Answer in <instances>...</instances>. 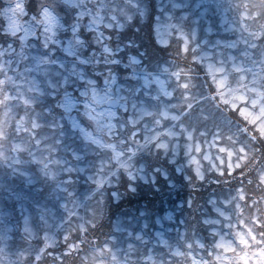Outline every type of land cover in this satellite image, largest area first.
I'll return each mask as SVG.
<instances>
[{
    "label": "snow or ice",
    "instance_id": "1",
    "mask_svg": "<svg viewBox=\"0 0 264 264\" xmlns=\"http://www.w3.org/2000/svg\"><path fill=\"white\" fill-rule=\"evenodd\" d=\"M128 2L130 7L143 15L136 0ZM228 10L234 12V17L227 21V30L239 33V36L223 46L236 49L239 55L229 53L226 59L221 58L215 63H207L205 71L215 91L210 90L209 94L203 92L193 94L190 77L184 69L177 67L170 70L165 67L162 72L167 74L169 79L176 80L175 88L169 91L165 86V80L159 75L143 71L140 68L141 61L137 57L129 56L127 67L131 71L128 78L136 81L137 94L140 91L149 94L145 90L153 84L157 88V95L152 97L154 100H159L161 94L163 97L174 99L175 91L177 89L182 91L179 103H168L166 107L155 111L144 104L132 103L133 114L124 120L119 113L121 110L128 113L129 97L120 89L117 75L106 67V75L105 72L97 73L103 76V87H98L96 80L91 78L82 66L98 67L101 64V56L94 54L85 58L78 53L85 45V41L81 39V30L84 29L92 33L95 44L102 48L103 64L105 66L119 64L120 61L115 58L113 49L105 43L110 38L105 36L101 28H122L120 16L127 15L124 9H116L106 0H98L95 12L84 9L78 14L71 25V38L63 44L60 41H52L57 26L56 17L51 14L45 15L43 20L49 35L42 42L44 51L33 52L28 44L32 39L38 38L32 29V19L35 17L25 0H6L4 7L0 8V19L3 20L0 25L6 30L2 34L20 38L18 49L11 46L0 47V164L6 165L14 172H22L19 167L22 163L21 156L27 153L29 161L37 166L40 174L53 182L57 190L64 194L60 207L65 215L56 227L63 233L65 257L73 252L79 255L84 251L82 246L87 244L90 250L85 252L80 264H130L128 257L131 251L129 246V252L124 253L125 259L121 261L110 240L106 239L101 245L88 239L91 229L102 215L103 200L96 197L102 196L104 185L110 184L116 173L109 170V174L105 175L104 161H99L98 174L88 176V180L95 185L92 196L95 208H90L73 198L69 185L72 183V174L78 169L69 160L58 155L63 145L65 120L72 131L79 134L86 146L110 151L112 159L125 171H129V168L123 159L122 151L117 149L115 143H106L104 133L108 137L115 133L119 143L128 149L129 155L147 147L167 149L168 145L160 143L161 136L177 138V141L183 137L189 142L184 145L188 163L195 166V177L203 180L205 177L199 160L191 153L194 149L196 153L203 155L205 161H210V156L208 152L203 151L199 142L190 143L194 139V134L199 132L200 136L205 137L206 147L217 148L219 153L226 154L230 175L234 168L240 169L243 174L244 170L252 165L256 174L254 177L249 175L248 183L255 182L257 187L264 186V22H261V17H264V0H237L235 3L229 0ZM117 11L120 12L119 16L116 14ZM161 27L162 25H159L156 30L159 44L169 45V40L163 37L174 35L181 42L179 51H188L190 37L180 25L165 23L163 33ZM191 39H195L194 33ZM49 41L60 44L65 56L72 58L70 65L55 58L54 53L49 50ZM240 44H243V48H239ZM192 51L195 53L196 49L193 48ZM193 60L203 62L204 57L193 55ZM73 85L76 87L72 88ZM46 100L48 106L38 110L37 105ZM205 106L214 109L211 116ZM169 108H179V112H169ZM196 108H200V117L203 120L207 121L210 118L213 120L214 131L200 130L185 124V121L192 119ZM74 112L79 115H72ZM81 116L95 127V131L81 122ZM232 117L239 119L234 123ZM164 121L175 123L165 125ZM44 127L49 128L54 135L52 137L41 135L39 130ZM189 127L192 130H189ZM208 135L212 137L211 142L207 140ZM49 139L53 142L47 143ZM178 146V142L172 146L173 154ZM70 157L73 161L81 159L80 154L74 150L70 152ZM233 158L235 163L232 162ZM217 159L223 162L221 156L218 155ZM212 166L216 167L214 164ZM133 175L129 171L130 180L133 179ZM236 191V196L225 201L229 206L235 203L237 218L235 223L224 211L215 209L226 221L224 227L230 230V235L234 239H226V234L213 229V237H219L212 246L216 251L208 250V255L213 257V260L193 258L191 264H264V210L259 207L260 204H264V194L260 200H251L249 207L251 198L246 196L245 189L241 186ZM261 192L264 193V188H261ZM239 201H244V204L241 205ZM209 202L215 208V202ZM69 203L72 207H69ZM80 207L87 209V215H81L76 211ZM244 208H248L247 214L244 213ZM37 212L40 221L47 225L48 210L37 206ZM204 223L219 224L220 221L206 219ZM21 230L26 240L30 241L34 237L29 215L23 216ZM74 232L78 233L76 237L72 236ZM3 238V234H0V240ZM160 243L167 246L164 240ZM56 244L55 235L46 231L43 235V246L38 251L29 253L22 250L19 256L29 264H40L46 250ZM196 247L204 248L205 245L198 241ZM187 248L189 252L175 249L171 250V254L191 255L193 245L188 243ZM221 249L223 253L230 252L233 255L225 256L219 251ZM55 261L65 264L64 258L60 255L54 257L53 264ZM149 261L156 264L151 254L145 258V264ZM0 264H3L2 260ZM160 264H163V261Z\"/></svg>",
    "mask_w": 264,
    "mask_h": 264
},
{
    "label": "trees",
    "instance_id": "2",
    "mask_svg": "<svg viewBox=\"0 0 264 264\" xmlns=\"http://www.w3.org/2000/svg\"><path fill=\"white\" fill-rule=\"evenodd\" d=\"M171 1L172 0H137L139 8H143V15L141 16L139 11L136 10L130 22L125 23L120 29H112L107 32V36L110 39L106 40L105 43L113 49L115 58L120 61L119 64L105 66L102 62V48L95 44L92 36H82L85 45L81 49V57L86 58L94 54L101 56V64L98 67L94 65L82 66L83 70L96 80L97 85H99L100 79L103 78L102 75H98L97 73L105 72L106 75V67L110 68L117 75L118 83L125 82V79L131 71V69L126 66L129 52L136 55L138 59L142 61V64L149 63L151 67L155 69V65L153 66V64L159 52L162 55L170 45L160 47L156 44L153 33L154 22L157 23V17H163V12L168 11ZM158 5H162L163 9H157ZM155 17L157 22L155 21ZM120 18L123 17L121 16ZM2 40L3 43H6L9 37L0 34V42ZM145 69L148 70L149 68ZM184 70L188 73L189 77H194L195 75L192 81H194L197 86L191 87V92L193 94L200 92L208 94V88L207 91H205L203 82L201 81L203 77L201 66L199 67L197 63H189ZM173 82L174 78L170 79V84ZM133 87H135V85ZM177 91L178 90H176L175 93ZM205 107L208 112L211 113V108ZM197 109L199 110V108L195 109L192 119L190 121H185L186 125H191L194 122ZM172 110L179 112V108ZM232 119L234 123L238 120L236 117H232ZM241 123L243 122L241 121ZM182 159L181 154L180 157L170 161L168 155L163 156L160 152H153L152 147H147L138 151L137 155L133 158V164L137 172L141 171L145 175V178L136 175L135 179L129 180L122 172H117L113 181L108 185H104L102 196L96 197V199L102 198L103 200L102 215L96 222L95 227L91 229L88 239L94 240L102 245L108 238L110 232H113V223H115L117 217H122L125 221L128 219L135 221L136 226L133 227V229L142 232L143 228L140 229L141 218L153 221L155 217L160 216L161 220L164 221L167 218L165 214L177 208L178 211L173 213L175 222H181V224L178 225L185 230V239L192 245L193 240L197 239L205 245L203 249H205L206 246L208 249H211L217 236L214 238L212 231H210L212 225L204 223L203 221V217L205 216L204 212L207 214L209 213V206L205 205L208 197L210 195L229 196L236 193V190L241 186L245 189L246 196L251 198L250 201L260 200L261 195L264 194L261 192V188L263 187H257L255 182L252 184L248 183L249 175L254 177L256 174L252 165L249 166V169H245L243 174L240 169L234 168L231 175L223 171V175L219 176L220 179L215 180L212 175H208L207 177L204 176L206 179L204 178L200 181L197 180L195 176L189 178L183 177L185 173H188L189 169L183 167L184 162ZM140 164H142V168L138 169V166H141ZM160 170L165 172V177L158 175L157 172ZM179 170H182V173L179 172ZM151 174H154V178L151 177ZM210 176H212L213 180L207 179ZM241 181H243L242 185ZM50 182L51 181L47 180L48 185ZM80 183L82 184L81 180ZM48 185L42 187L43 192L47 191V193H49ZM89 186L92 188L94 185ZM80 200H83V196H80ZM178 203H181V205H176ZM240 203L243 205L244 201H240ZM95 207L96 204L94 205V208ZM249 207H251L250 202ZM243 211L247 214L248 208H244ZM64 215L65 212L62 211L61 218H63ZM231 216H235L237 220L235 212L232 213ZM35 219H37V217H35ZM152 226L153 228L155 227V225ZM45 230L47 231L48 228ZM221 230L226 233L227 236L230 235L229 229L224 228ZM49 232L52 233V231ZM72 235H78V233L74 232ZM174 235L175 231L171 234L170 238ZM129 239L134 241L137 247L135 254L145 257L147 243L138 241L132 237L128 238V241ZM175 241H177V238L172 237L168 241L167 246L160 245V247L156 249L157 258L163 256L162 254H164V256L168 255ZM19 242H22L24 245L25 240ZM82 247L84 251H82L81 254L90 249L87 244ZM183 250H185V248ZM192 252L194 254L196 253L194 247ZM187 259L188 257H184L183 260ZM176 261L179 264H181L180 262L185 264V262L178 259H176Z\"/></svg>",
    "mask_w": 264,
    "mask_h": 264
},
{
    "label": "rangeland",
    "instance_id": "3",
    "mask_svg": "<svg viewBox=\"0 0 264 264\" xmlns=\"http://www.w3.org/2000/svg\"><path fill=\"white\" fill-rule=\"evenodd\" d=\"M233 3L237 2V0H232ZM228 5H229V0H174L172 2V7L171 9L176 12H179V19L173 24H178L181 26V28L189 34L190 40H189V48L187 52H180L179 51V46H180V41L176 39V37L173 35L171 37L164 36V39H168L169 42L172 41L174 44L175 51H177V54L180 56H186L188 58L187 61L190 63H197V65L203 70L204 73V78L207 82V85L211 88V91H215L214 85L212 84L211 79L207 76L205 68L207 63L213 62L215 63L219 59L223 58L226 59L227 55L229 53L234 54V55H239L238 51L236 49H229L225 48L223 44H225L228 41H233L236 40L237 37L239 36V33H235L232 31L227 30L226 23L227 21H231L234 17V12L232 10H228ZM159 10L161 9L160 7L158 8ZM140 10L143 11V8H140ZM164 20L165 23H170L172 21L167 20L168 16L164 15ZM189 22H188V21ZM123 21V18H120V22ZM107 22V21H105ZM160 24V23H155L154 27V35L157 40V27L159 25H162L161 27V32L163 33L165 29L163 28V25L165 24ZM188 24L189 27L186 25ZM186 25V26H185ZM120 29V28H119ZM109 30V29H108ZM112 29H110L111 31ZM195 34V39H191V35ZM158 41V40H157ZM161 45V44H160ZM178 45V49H177ZM165 46V45H161ZM195 48L196 52L193 53L192 49ZM239 48H243V44L239 45ZM176 55V54H175ZM193 55L199 56V57H204L203 62L201 61H194L193 60ZM151 63V62H150ZM168 67L171 70H175L177 67L172 63V62H166L162 63L160 65V68L155 71L154 68L151 67V65L148 64H140V68L143 71H146L151 74H156L159 75L161 79L166 81L165 86L167 87L169 79L167 78L166 74H161L162 69ZM145 68H149L146 70ZM181 68V67H180ZM234 82V81H233ZM191 84V83H190ZM120 89L123 90V94L127 95L129 97V111L128 113H124L123 110L120 111L119 115L124 119L127 120L128 115H132V109H131V104L136 103V104H144L146 107H149L151 110L155 111L158 108H164L167 106L168 103H165L163 100H159L156 103L153 102H147V98L152 95L155 96L157 95V88L156 85L153 84L150 86L149 89H146L149 94H145L143 91H140L139 94L138 92V85L135 87H127L124 83H118ZM192 85V84H191ZM169 91L173 90L172 88L167 87ZM162 95V94H161ZM160 95V96H161ZM170 103H179V101L174 102L170 101ZM169 112H175L172 110V108L168 109ZM196 119L194 122L191 124L192 126H196L197 129L200 130H208L209 132L214 131L213 128V122L212 119L210 120H203L200 117V109L196 110L195 113ZM239 118V117H237ZM202 124H199V123ZM165 125H171L175 122L172 121H164L163 122ZM143 127V124H141V128ZM67 130L70 131V127L66 126L65 127ZM163 130V129H161ZM177 131H179V128L177 126ZM189 130H192L191 127H189ZM123 131V130H121ZM52 137V136H51ZM167 139V138H165ZM211 135L207 136L208 142H211ZM142 140V136H141ZM52 139L48 141V143H52ZM179 143V146L173 154L172 148H169V152L167 154L161 153V155L165 156L168 155L170 161L175 160L176 158L180 157V154H182V160L184 162L183 167H186L188 170V173L190 172V175L185 173L183 176L184 178H189L191 176H195L194 172V167L193 165L187 164L186 161L188 157H185V149L184 145L185 143H189L186 141L183 137H180L177 141V138H172V143L176 144ZM196 142H199L202 145L203 151L208 152L210 156V161H205L203 159L202 154H198L195 152L193 149L191 155L196 156L197 159L199 160L200 168L201 171L203 172V175H205L206 172L210 171V173H213V178L215 180L220 179L221 171H226L229 173L227 165H228V157L226 154H221L218 152L217 148H208L205 146V137L200 136L199 132H196L194 134V139L190 143L195 144ZM78 153H80L81 159L79 161H73L71 160L70 155L66 156L64 159L71 161L78 169L76 173L79 176L74 177V180L72 179V184L73 187L77 188L79 191L83 192V195L87 198L83 203L86 204L88 207H91V201L92 195L94 193V188L90 189V191L87 189L90 187L89 184H92L91 181L88 180V176L92 174L93 172L96 171V168L99 167V156L92 160V154H94L90 149H88L87 146H85L82 149L77 150ZM61 152V151H60ZM221 156L223 158V162L221 160L217 159V156ZM61 156V155H60ZM233 163H235V158H233ZM215 165L216 167L213 168L212 165ZM141 166H138V169L142 168ZM79 169H83V171H79ZM179 172L182 173V170H179ZM139 177H144L145 175L141 172H137ZM158 175L165 177V172L160 170L157 172ZM151 177L154 178V174H151ZM46 181V179H44ZM80 180L82 181V184L80 183ZM209 180H213L212 177H209ZM113 181V180H112ZM27 182L30 183L32 182L31 179L27 177ZM93 185V184H92ZM108 185V184H107ZM95 187V186H94ZM264 188V186H261ZM48 190L50 193H55L57 190L56 186L53 184V182H50L48 185ZM85 191V192H84ZM237 193V192H236ZM234 193L229 196H212L210 195L205 202V205L209 206V213H205V216L203 217V221L206 219L208 220H219V224H211L212 228L210 231L213 232V229L219 231L221 234H226L224 233L221 229H224V224L226 221H224L223 217L219 216L218 212L215 210L216 208H219L220 210L224 211L226 215H229L230 210H235V203H233L231 206L225 203V201L231 200L232 197L236 196L237 194ZM209 201H214L215 202V208L212 203ZM251 203V201H249ZM240 203V201H239ZM241 204V203H240ZM176 205H181V203H178ZM260 208L264 210V204L260 205ZM81 215H87V209L85 207H80L76 209ZM178 211L177 208L175 210H171L168 213H166V220L162 221L160 216H157L151 221L150 219H145L141 218L140 220V229L142 228H150V229H144L142 232L140 230H134L133 227L136 226V222H126L124 218L122 217H117L115 219V223H113V233L109 235L107 240H110L111 243L113 244L114 248L117 250V255L120 258L121 261L125 259V252H129V246H131V251L130 255L128 257L130 264H138V261L140 262L139 259L143 258V256H140L139 254L136 253V246L134 244V241L130 240L128 241V238L132 237L133 239H137L139 236L140 239H137L138 241L145 242L147 243V252L145 253V258L151 254L152 258L156 255L157 256V247L162 245L160 243L161 240H164L168 243V241L172 237H176L177 241L173 243V246L171 250L178 249L183 252H189V249L187 248V244L190 243L187 239L184 237V232L185 230L182 227H179L178 224H181V222L176 223L175 218H174V212ZM255 211V209H253ZM2 215H0V220ZM75 219V217H73ZM232 219V218H231ZM48 223H47V228L49 231H53L54 235V229L56 225L58 224V219L54 218L53 216L48 217ZM152 225H155L153 228ZM175 231V235L171 236V234ZM225 238L227 239V234L225 235ZM216 239H219L217 236ZM198 242L197 239L193 240V247L194 251L196 252L195 255L191 254L188 256H171V250L169 251L168 255H163L161 256V259H156V263L160 264L161 261H163V264H179L176 259L183 261L184 257L189 258V263L191 264V261L193 258L200 259L201 255V248L196 247V243ZM200 242V241H199ZM122 245L124 247H122ZM168 245V244H167ZM124 248V250H123ZM139 248V247H138ZM185 248V250H183ZM89 251V250H88ZM214 251V250H213ZM216 251V250H215ZM223 255L227 256L226 253H223V250H219ZM192 252V250H191ZM168 253V252H167ZM193 253V252H192ZM85 253L81 254V258L84 256ZM81 262V261H80ZM151 262V261H150ZM181 264H184L180 262ZM149 264V262H148ZM187 264V263H185Z\"/></svg>",
    "mask_w": 264,
    "mask_h": 264
},
{
    "label": "clouds",
    "instance_id": "4",
    "mask_svg": "<svg viewBox=\"0 0 264 264\" xmlns=\"http://www.w3.org/2000/svg\"><path fill=\"white\" fill-rule=\"evenodd\" d=\"M25 2L27 4L30 3L33 6L31 12L33 13V16L35 18L32 19V29L35 35L38 37L29 41L28 47L32 51L33 50L44 51L42 42L46 40L49 35L47 31V25L44 23L43 20V17L45 15L51 14L56 17L57 26L55 28V35L52 37V41H60L61 44H63L66 43L71 38V25L75 21L78 14L84 9H88L95 12V8L98 4V0H25ZM107 3L110 6H114L116 9H124L126 11L127 15L122 16L123 21L120 22L123 26L125 23L131 21L134 12L137 10L135 8L130 7L128 0H107ZM116 14L120 15V12L117 11ZM261 22H264V17H261ZM4 31L6 30L3 29L2 25H0V34H2ZM9 37H11L14 43L16 44V47L14 48L18 49L20 47V38L19 37L14 38L12 36ZM52 41H49V50L56 54L55 58H58L64 61L66 64L70 65L72 63V58L66 57L60 44H53ZM8 46L12 47L11 44ZM81 49L78 50L79 55H81ZM129 56L137 57L136 55H133L131 52H129L128 57ZM85 125L91 127L93 131H95V127L93 125L89 123H85ZM71 135H73L78 141L82 142L85 145L84 141L82 140V138L79 136L78 133L73 132L71 130ZM103 136L106 143H115L117 149L122 151L123 159L127 162L129 171L134 174L133 179H135L138 173H137V169L134 167L133 158L137 155L138 151H136L132 155H129L128 149L119 143V139L115 133L113 134L112 137H108L106 133H104ZM160 143L168 145L167 149L164 148L158 149L157 147H152L153 152H161L167 154L169 152V148L170 147L172 148V146L174 145L172 143V137H168V136H161ZM88 148L99 156L100 158L99 161H104L103 172L105 175L109 174V170H111V172L116 173V175L117 172H122L129 179V171H125L123 168L120 167V164L116 160L112 159V155L110 151L102 150L92 146H88ZM186 163L189 164L188 159ZM97 174L98 173L96 168V171L93 172L91 175L96 176ZM94 191H95V187H94ZM3 236L4 238L0 240V260H2L3 264H29L27 260H24L21 256H19V253L22 250H27V249L21 248L17 244V240L19 239V237H17L14 233L8 232L7 225H5L4 227Z\"/></svg>",
    "mask_w": 264,
    "mask_h": 264
},
{
    "label": "flooded vegetation",
    "instance_id": "5",
    "mask_svg": "<svg viewBox=\"0 0 264 264\" xmlns=\"http://www.w3.org/2000/svg\"><path fill=\"white\" fill-rule=\"evenodd\" d=\"M28 174V172H26ZM33 194L29 192V190L15 189V188H4L0 189V208L3 211L7 212L8 207H14L15 209H19L21 212H27L32 209H37V206L42 207L43 205L34 203L35 199H32ZM3 200H14L16 203L13 205L1 203ZM21 222V221H19ZM34 231V237L28 241L25 239L24 245L22 242H17V244L21 248H25L29 251V253H34L38 251L40 247L43 246V235L46 232L45 227L40 225V229L37 227L31 226ZM57 239V244L53 247H49L45 254H43L40 264H53L54 257L60 255L65 260V264H69L67 262L66 257L64 255L65 247L62 236H55ZM48 253H51L49 255ZM55 264H61L60 261H55ZM73 264H80V253L77 255L75 252L73 254Z\"/></svg>",
    "mask_w": 264,
    "mask_h": 264
}]
</instances>
